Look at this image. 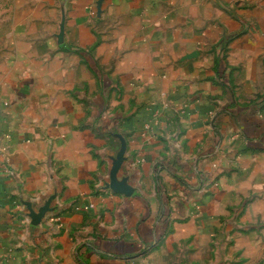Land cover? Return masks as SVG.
<instances>
[{
  "label": "crops",
  "instance_id": "0c3cea01",
  "mask_svg": "<svg viewBox=\"0 0 264 264\" xmlns=\"http://www.w3.org/2000/svg\"><path fill=\"white\" fill-rule=\"evenodd\" d=\"M263 149L264 0H0V264L264 225Z\"/></svg>",
  "mask_w": 264,
  "mask_h": 264
},
{
  "label": "rangeland",
  "instance_id": "374dc122",
  "mask_svg": "<svg viewBox=\"0 0 264 264\" xmlns=\"http://www.w3.org/2000/svg\"><path fill=\"white\" fill-rule=\"evenodd\" d=\"M245 166L246 160L244 159L237 168L245 170ZM243 206L245 203L242 204ZM245 210L239 207L233 214L230 224L223 225L214 236L199 240L195 235L190 242L176 241L165 248L159 246L153 253H150L151 255L149 254L143 264H251L252 262L253 264H264V251L261 252L260 249L257 255L252 252V255L247 256L249 253L242 247L246 243L245 240L234 237L240 234H254L260 244L264 243V225L261 221L245 224ZM239 244L240 249H238Z\"/></svg>",
  "mask_w": 264,
  "mask_h": 264
},
{
  "label": "water",
  "instance_id": "95a60500",
  "mask_svg": "<svg viewBox=\"0 0 264 264\" xmlns=\"http://www.w3.org/2000/svg\"><path fill=\"white\" fill-rule=\"evenodd\" d=\"M123 162V153H121L118 157L117 162L115 163L112 172H111V185L110 188L113 192L119 193V194H125L127 196H130L133 193V189L126 185L125 182H118L117 181V174L121 167V164ZM48 211V207H46L38 216V220H40L44 214Z\"/></svg>",
  "mask_w": 264,
  "mask_h": 264
},
{
  "label": "trees",
  "instance_id": "16d2710c",
  "mask_svg": "<svg viewBox=\"0 0 264 264\" xmlns=\"http://www.w3.org/2000/svg\"><path fill=\"white\" fill-rule=\"evenodd\" d=\"M264 150V149H263Z\"/></svg>",
  "mask_w": 264,
  "mask_h": 264
}]
</instances>
